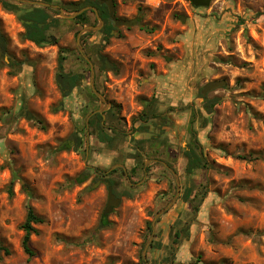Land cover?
Wrapping results in <instances>:
<instances>
[{
	"label": "rangeland",
	"instance_id": "1",
	"mask_svg": "<svg viewBox=\"0 0 264 264\" xmlns=\"http://www.w3.org/2000/svg\"><path fill=\"white\" fill-rule=\"evenodd\" d=\"M3 3L0 28L13 60L0 58V243L9 251L0 248V264H264V0H212L208 7L190 0H117L118 14L138 17L142 26L123 27L107 42L97 32L82 36L96 86L110 103L104 122L129 135L118 158L130 164L132 138L161 134L163 123L166 144L148 142L144 167L150 170L130 174L134 179L123 170L106 173L119 160L107 157L111 148L86 123L105 106L91 96L90 67L76 40L84 26L98 23L95 15L88 12L84 24L47 10L58 18L50 28L56 41L39 46L22 36ZM64 49V70L85 74L67 97L56 81ZM101 57L115 70L106 69ZM219 79L227 84L203 99V86ZM144 97L157 98L165 120L141 131L136 119ZM213 98L220 101L208 113L204 104ZM193 140L212 167L187 175L183 150ZM107 161V169L93 166ZM162 162L178 173L181 192L157 220L145 263L143 250L152 235L146 224L177 192ZM13 171L19 178L11 195ZM103 180L115 182L122 202L101 227L108 200ZM189 186L202 200L198 212L182 200ZM27 202L45 219L35 224L33 257L22 247Z\"/></svg>",
	"mask_w": 264,
	"mask_h": 264
},
{
	"label": "trees",
	"instance_id": "2",
	"mask_svg": "<svg viewBox=\"0 0 264 264\" xmlns=\"http://www.w3.org/2000/svg\"><path fill=\"white\" fill-rule=\"evenodd\" d=\"M3 1H4V7L7 10H12V9L17 10V7H15V6L12 7V5L9 3V0H3ZM90 3H91L90 0H86V2H84V3L69 2L65 6H62V7L63 8L69 7V8H72L73 11H77V10L84 8L86 5H88ZM97 9H98V13H99L100 17H102L105 20V8L98 6ZM51 10H53V9H51ZM37 11H38V13L35 14V20L36 21L45 22L50 17V15L47 13L45 8H38ZM53 11L56 12V14H59V11H57V10H53ZM21 17L26 18L27 16L21 15ZM54 20H55V22H57L58 18H54ZM74 20L82 21L84 24H88L89 23L88 11L83 12ZM35 27H37V25H35ZM110 28H111V26L107 25L103 30L104 33L106 34V36H104V38H103V41H105V42H107L109 40L108 36L110 35L109 34ZM29 39L39 46L44 45L47 42H49V38L46 36L44 30H40L38 35H31ZM4 41L5 40L3 39L2 40L3 45H4ZM64 51H66V49L60 50V53H59L60 55L58 58V71L56 74V81H57V84H58V86L62 92V95L64 97H67L74 91V89L79 88L82 85V82L85 78V74L83 72H81V73H76L73 71L66 72L64 70L63 63H64V60L66 59V56L62 53ZM81 58L87 65H89L83 57H81ZM13 66L17 67L18 69L21 68V64L17 61H14ZM91 96L93 98H96V96L93 92H91ZM203 99H205V96H203ZM219 101L220 100L218 98H213V99L208 100L204 104V109L208 113H212L214 110V107L218 104ZM141 103H142L143 109L139 113V115L136 119V121L140 122V125H141L140 130L141 131H146L147 129H149L147 127V124L149 122H153V121L158 122V120L159 121L165 120L164 114L159 111L158 101H157L156 97H151V98L144 97L141 99ZM89 125H90V127L93 128L91 134L95 135L97 137V139L99 140V142L106 144L107 147L111 148V149L114 148L120 141H122L123 139H126L129 136L125 130H122L116 126H112V125L109 126L108 124H106L103 120L102 114H99V113H96V114L91 116L90 121H89ZM162 125H163V123L161 125H159L160 130H161V134L158 133L157 135H154L153 137H151L149 139L132 138V141L136 145V147H135L136 152L133 153V156L135 159V165L131 169V175L132 174L137 175L139 173V170L142 173L143 172H145V173L149 172L150 168L144 167V155L147 152L146 143H148L150 141H156L161 146L166 144V139L162 135L164 133ZM60 149H68V145L59 148V150ZM183 154H184L185 158L187 159L186 168H185V172L187 175H192L199 169H208L209 167H212V165L208 162L207 158L205 157L203 151L200 150L198 140H193L189 144V146L183 150ZM237 158L247 159V157H245V156H237ZM167 164L169 167L174 169L172 164H170L168 162H167ZM118 170H120V169H118V168L114 169L111 171V173H115ZM164 170L166 172L165 175H170V172L166 167L164 168ZM18 178L19 177L17 176V172L13 171V178H12V180L9 184V188H8L9 193L11 195L13 194L12 187ZM108 181L110 182V185L114 184L112 181H110V180H108ZM70 182H72V181H70ZM72 184H74V183L72 182ZM23 188L25 189L28 197L30 198L32 196V192L27 187V183L25 181L23 182ZM198 197H199V193L195 192V188L193 186H189L185 189V191L182 195V200L185 203L191 204L194 212H198L199 208H200L201 201H202L201 199H198ZM26 208H27L26 217H25L23 224L21 225V228L24 231V236H23V240H22V247L24 249V252L29 257H33L35 255V252L31 247V237L33 234L38 233V230L35 228V224L43 223L45 221V219L43 216L39 215L35 211L34 207L30 204V202H27ZM109 224H110V222L108 221L107 217L102 215L101 220H100L101 227L107 226ZM146 225H147L148 232L152 233V231H153L152 223L147 222ZM94 234H96V230L94 231ZM176 235L180 236L181 231L177 232ZM89 241H91V239ZM155 245H156V248H158V249L161 248L160 242L155 243ZM0 248L4 249L7 254L9 253L8 249L4 248L1 243H0ZM199 263H200V261H199Z\"/></svg>",
	"mask_w": 264,
	"mask_h": 264
},
{
	"label": "water",
	"instance_id": "3",
	"mask_svg": "<svg viewBox=\"0 0 264 264\" xmlns=\"http://www.w3.org/2000/svg\"><path fill=\"white\" fill-rule=\"evenodd\" d=\"M18 2H25V3H32V4H38V5H42V6H51L48 3L45 2H35L32 0H15ZM108 9H109V14L111 16V18L113 19V21L115 22L116 26L121 27V26H126V27H131L134 25H139L142 26L141 21H137V20H120L119 18L115 17V10L113 7V1L112 0H106L105 1ZM190 2L192 3L193 6L195 7H208L212 0H190ZM52 7L56 10L59 11V16L65 19H75L77 18L80 14H82L83 12L92 9L97 13V9L95 7H84L80 10L74 11V12H67L63 7L59 6V5H52ZM97 18L99 20V24L97 25H86L84 26L78 33L76 36V40H77V48L79 50V52L82 54L83 58L87 61V63L89 64L90 67V88L92 90V92L95 94V96H97L101 102L102 105H105L104 107H100V109H98L97 111H95L94 113H99L103 115V118L105 117L104 112L107 111L110 108V103L107 100V98L105 97L104 94H102L100 92V90H98L96 83H95V66L91 60V58L85 53V49L82 45V36L88 32H93V31H98L102 24H103V20L101 19V17L97 14ZM182 20H185L184 18H182ZM51 40L53 42L56 41V38L54 36L51 37ZM1 52L2 50H0V56H1ZM105 68L108 70H115V66L112 62H110L108 59L105 61ZM227 84V81L224 79H219V80H212L207 82L202 90H201V94L203 96H206L208 93L215 91L219 88L224 87ZM28 117H30V115H28ZM91 116L88 117L87 119V125H89V119ZM168 169L169 171L172 173V175L175 178V182H176V186H177V192L175 194V196L173 197V199L171 200V202L161 208L155 215L153 221H152V227H153V232L152 235L150 237V239L148 240L146 246L144 247L143 250V259L146 261L147 260V251L150 247V244L152 243L154 236H155V225L157 220L166 212H168L170 210V208L176 203V201L179 198L180 192H181V184H180V179H179V175L176 172L175 169L171 168L168 166L167 163L162 162ZM120 167H123L122 165H119ZM99 183V181H98ZM107 185V189H108V200L106 203V206L104 208L103 211V215L108 217V215L115 209L117 208L121 202H122V198L117 196V194L114 192L113 186L109 184V182H106Z\"/></svg>",
	"mask_w": 264,
	"mask_h": 264
},
{
	"label": "flooded vegetation",
	"instance_id": "4",
	"mask_svg": "<svg viewBox=\"0 0 264 264\" xmlns=\"http://www.w3.org/2000/svg\"><path fill=\"white\" fill-rule=\"evenodd\" d=\"M32 1L45 2V3L50 4L51 6H42V5H38V4L18 2V1H15V0H9V3L12 5V7L13 6L17 7V10L16 9H12L9 12L11 13V15L14 16L15 20L22 26V36L24 38H26L27 40H30L29 38H30L31 35H38L40 30H44L46 36L49 38V40H51L52 34H51V31H50V28L52 27L51 26L52 23H54V25H55V23H56L55 20L53 18L49 17L45 22H39V21L35 20V14L38 13V11H37L38 8H45L46 11L47 10H51V9L56 10V9H54L52 7V5H58V3L56 2L57 0H32ZM105 1L106 0H90L91 3L86 5L85 7H95L97 9V7L100 6L102 8H105V20L101 17V19L103 20V24H102L101 28L98 31H93V32H97L98 34L101 35L102 38H104V36H106V34L104 33L103 30H104V28L107 25H110L111 26V28L109 30V34L110 35L108 36V38L110 39L113 36H116V35L120 34L122 28L126 27V26H121V27L116 26L115 22L113 21V19L111 18L110 14H109V9H108V6H107ZM112 1H113V7H114V10H115V17L119 18L120 20H128V19L122 18L118 14L117 0H112ZM59 6H61V5H59ZM19 7H22V10H19ZM87 11L91 12V13H93L95 15V17H96V19L98 21L97 24H99V20L97 18V14L99 15L98 9H97V13L94 10H92V9H89ZM21 15H25L27 17L23 18V17H21ZM129 20L140 21V19L138 17H136V18L134 17V18H131ZM97 24H95V25H97ZM35 25H37V27H35ZM126 28L129 29L131 27H126ZM6 37H8V36L5 35L2 32L1 28H0V50H2L0 58H3L6 63L10 64L11 61L13 60V57L10 56L9 52L4 48V45L2 43V40L5 39ZM101 59L104 61V66H105V61L107 59H105L104 57H101ZM145 263H146V261H145Z\"/></svg>",
	"mask_w": 264,
	"mask_h": 264
},
{
	"label": "crops",
	"instance_id": "5",
	"mask_svg": "<svg viewBox=\"0 0 264 264\" xmlns=\"http://www.w3.org/2000/svg\"><path fill=\"white\" fill-rule=\"evenodd\" d=\"M95 113H92L90 116L94 115ZM103 116V115H102ZM91 118V117H90ZM88 119V118H87ZM105 119V117L103 118V120ZM90 121V119H89ZM87 123V122H86ZM89 126V125H87ZM128 141V138L126 139H123L122 141H120L114 148L110 149L111 151H108L109 153H106L107 154V157H109L111 160H114V157H116V160H119L118 162H116L113 166H111V168H108L107 165H109V161H107L106 163H95L93 164L94 167H100L101 169H107L106 170V173H109V174H113L111 173L112 170L114 169H120V170H123L124 173L127 175V178L129 179H134V176H131V169L133 168L134 164H135V159H134V156H133V153H130V154H127V157L129 159V163H125L124 161L120 160V155H123L125 154L124 152H122V149H124V145L126 144V142ZM149 147V144L147 143L146 145V149ZM149 149V148H148ZM105 154V155H106ZM109 154V155H108ZM100 156V154H99ZM103 159V158H102ZM134 163V164H133ZM167 163V162H165ZM163 164V163H162ZM119 165H122L123 167H120ZM165 166V165H164ZM107 167V168H106ZM166 167V166H165ZM167 168V167H166ZM168 169V168H167ZM169 170V169H168ZM130 175V177H129ZM105 181V182H104ZM101 182V180H99V183ZM102 182H104V186L103 187H106L107 188V185H106V182H109L108 180H103ZM114 184L112 185L113 186V189L115 187V182L112 181ZM98 184V181L95 183V185ZM110 184V182H109ZM115 192V191H114Z\"/></svg>",
	"mask_w": 264,
	"mask_h": 264
}]
</instances>
